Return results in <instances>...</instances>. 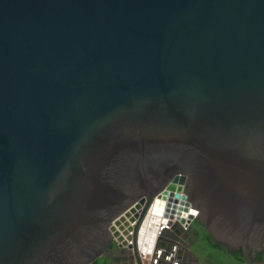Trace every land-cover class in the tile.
Instances as JSON below:
<instances>
[{
    "label": "water",
    "instance_id": "95a60500",
    "mask_svg": "<svg viewBox=\"0 0 264 264\" xmlns=\"http://www.w3.org/2000/svg\"><path fill=\"white\" fill-rule=\"evenodd\" d=\"M168 194L264 264V0H0V264H144ZM182 235L155 264H210Z\"/></svg>",
    "mask_w": 264,
    "mask_h": 264
},
{
    "label": "built area",
    "instance_id": "2783aa9c",
    "mask_svg": "<svg viewBox=\"0 0 264 264\" xmlns=\"http://www.w3.org/2000/svg\"><path fill=\"white\" fill-rule=\"evenodd\" d=\"M169 196L170 194L164 200L160 197L159 201L157 197L153 198L137 229V243L144 264H155V261L160 258L158 251L163 252L165 250V247H158V239L162 231L166 228H172L175 223L184 229H189L195 221L194 214L182 197H179L177 201H171ZM182 200L184 203L181 202ZM170 202L171 204H169ZM142 206L140 203L113 226L114 240L118 244L125 243V246H132L136 242L134 238L135 229Z\"/></svg>",
    "mask_w": 264,
    "mask_h": 264
},
{
    "label": "trees",
    "instance_id": "16d2710c",
    "mask_svg": "<svg viewBox=\"0 0 264 264\" xmlns=\"http://www.w3.org/2000/svg\"><path fill=\"white\" fill-rule=\"evenodd\" d=\"M191 229L196 237L192 249L202 261L210 264H245L241 249L231 248L216 241L202 222L195 220ZM256 259L264 260V250L258 253Z\"/></svg>",
    "mask_w": 264,
    "mask_h": 264
},
{
    "label": "flooded vegetation",
    "instance_id": "af4514ba",
    "mask_svg": "<svg viewBox=\"0 0 264 264\" xmlns=\"http://www.w3.org/2000/svg\"><path fill=\"white\" fill-rule=\"evenodd\" d=\"M189 233H190V237L187 240H184L183 235H182L180 239V244L181 246H184L185 245L184 241L192 243L191 244V249H192V246L195 243L196 237L193 235V230L191 229V227L189 228ZM124 253H125V249L119 248L114 243L102 256L95 259L91 264H123L125 262L123 260V257H125ZM114 260H117L118 262Z\"/></svg>",
    "mask_w": 264,
    "mask_h": 264
}]
</instances>
